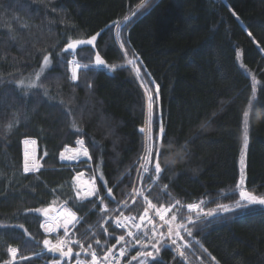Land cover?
<instances>
[{"label": "trees", "instance_id": "trees-1", "mask_svg": "<svg viewBox=\"0 0 264 264\" xmlns=\"http://www.w3.org/2000/svg\"><path fill=\"white\" fill-rule=\"evenodd\" d=\"M139 3L0 0V225L6 226L0 227V261L8 259L11 245L20 249V255L33 257L21 264H49L53 254L34 256L49 238L40 227L44 218L26 210L57 207L70 198L69 207L82 217L74 229L79 239L94 244L102 238L103 225L113 233L109 246L116 244L123 233L105 219L96 198H90L92 203L75 202L73 178L94 171L103 196L107 182L116 200L125 199L133 182L142 186L137 169L144 134L139 129L148 126V102L141 84L149 81L153 95L159 86L153 131L163 124L174 142L171 148L165 146L160 159L164 172L152 188L155 197L164 184L169 185L171 195L163 194L159 203L179 200L186 218L189 203L204 201L207 210L235 202L245 123V186L264 193V0H148L143 14L133 18L120 38L116 29H106ZM96 33L100 35L95 47L76 50L78 62L94 64L98 51L106 65L115 68L81 69L78 81L72 82L67 64L74 57L72 51L62 54L63 62L57 53L70 37L87 39ZM49 53L51 64L37 81L41 86L18 88L17 81L27 84L36 79L43 56ZM125 58L136 60L139 78ZM25 139L37 142L39 172L23 171ZM78 139L85 141L91 158L67 164L60 152L75 148ZM105 203L116 207L111 198ZM129 205L124 212L138 219L145 206L142 198L136 204L129 200ZM21 224L23 228L17 227ZM197 227L194 239L207 253L195 245L188 254L191 262L174 259L173 251L164 250L151 264H264L263 207L242 208ZM25 229L34 239L25 235ZM135 254L131 249L123 264Z\"/></svg>", "mask_w": 264, "mask_h": 264}, {"label": "snow or ice", "instance_id": "snow-or-ice-1", "mask_svg": "<svg viewBox=\"0 0 264 264\" xmlns=\"http://www.w3.org/2000/svg\"><path fill=\"white\" fill-rule=\"evenodd\" d=\"M148 5V0H140V3L136 8L131 9L130 13L125 15L122 20L112 21L106 26V29H116V36L120 38L121 31L127 27L129 23L132 22L133 18L138 15L143 14L141 9H146ZM235 16L236 13L233 12ZM239 19V17H237ZM100 33H96L87 39H73L69 38L68 42L65 44L64 48L61 49L58 56H61V61L63 62L62 54L72 51V55L76 56V50L78 47L82 46H93L95 47V42ZM249 36L252 35L251 32L248 33ZM121 49L125 47L124 43L120 44ZM264 51V49H261ZM51 54H45L43 56L40 72L36 74V79L25 84L24 80H19L16 82L18 88L32 89L39 87L37 81L41 79L45 69L51 64L50 60ZM127 56V53H125ZM127 63L132 65L135 63L133 59H128ZM68 71L71 73L70 80L72 82L78 81L80 78L79 72L81 69L87 70L95 66H105L110 68H115V65H106L105 60L102 58L101 54L97 51L95 53L94 64H80L76 59H71L67 61ZM137 76L139 78L140 69H136ZM153 83L151 81L142 83L141 87L145 88L147 95V107H148V126L141 127L139 131L144 134V149L141 156L138 158L139 168L137 169V180L142 186H136V182H133V187L131 192L125 193L124 200H116L113 195V188L107 186V182L104 183V187L107 189L106 196H102L101 192L95 185V179L92 180L91 184L84 188L81 187L79 183H75L73 187L74 199L77 203H83L88 201L92 203L90 198L96 197L99 200L101 212L107 214L105 216L106 220H110L114 224L115 228L121 229L123 234L116 237V244L108 247V241L112 238L113 233L109 231L107 227L101 225L103 228V235L105 240L101 243V240L96 238L95 243L89 241H82L79 239L76 232V226L81 223L82 218L78 217L76 211L69 207L70 200H65L60 203L57 207L49 205L43 208L27 209L26 214L38 213L42 215L45 219L41 222L40 227L45 233H55L57 229H63V236H57L55 240L45 238L42 241L43 249L47 253L53 254V259L51 264H72V257H75V264H121V259L128 256L129 252L133 248H137L135 255L130 256L127 264H132L133 261L137 264H151L159 258L160 254L164 250H171L175 253L174 259L176 257L186 260L189 254V250H192L195 245L207 253V249L203 247L200 241L194 239V231H198V223H210L212 219L217 217L223 218V214L233 213L242 208H248L253 205L264 206V195H256L253 192L247 190L245 187V181L243 176V165H244V149L247 147L248 143V124L244 125V148L241 151V178L236 184V190L239 192V199L234 202V204H216L215 208L205 209L204 201L200 203H189L186 205L188 215L185 218L183 212V205L179 200L175 203H169L165 201L164 203H159L163 198V194L171 195L168 191L169 185L164 184L160 191L155 197L152 196V188L158 186L159 181L162 178L164 168L160 163V159L163 157L167 148H171L173 141L169 140L166 135V130L163 124L158 125V132L153 131V105L159 101V86H156L155 95L148 88V84ZM91 87V85H88ZM47 94V93H46ZM248 116L246 112L244 114ZM11 127V124L9 125ZM72 127L79 129L76 126L75 121L72 123ZM28 143V141H25ZM35 143V141H32ZM79 145V149L73 150L72 155H66L69 149L66 147L64 151L60 152V159L64 160H78L80 156L89 157V149L85 146V141L83 139H78L76 141ZM40 165L38 163L29 164L27 160V155L25 158L23 171L24 173L35 172L39 169ZM82 174H78L80 176ZM76 181L77 178H73ZM99 179L103 180V174L99 175ZM151 181L148 183V181ZM107 198H111L116 204L115 208H109L105 203ZM143 200L145 205L143 208V213L139 215L138 221L137 217L134 215H125L124 210L129 209V200L132 204H136L139 199ZM157 201V202H154ZM56 204V201H53ZM179 206V207H178ZM96 204L93 203V208ZM118 213L115 219H111L112 214ZM195 215H192V214ZM0 227H6L0 225ZM17 227L23 228L24 226L18 225ZM25 235L29 237L30 240L34 239L30 233L25 229ZM94 236L100 235L93 234ZM127 237V238H126ZM120 245L118 252L113 250ZM74 247H78V251H74ZM34 253L36 258H41L45 254V251ZM20 249L9 245L7 247L8 259L0 261V264H21L23 261H29L33 257L20 255ZM58 254V258H56ZM210 255V254H209ZM90 256V260L86 259ZM199 259V257H197ZM215 260V257H212ZM47 264V262H46ZM201 264H204L201 261ZM218 264V262H217Z\"/></svg>", "mask_w": 264, "mask_h": 264}, {"label": "rangeland", "instance_id": "rangeland-1", "mask_svg": "<svg viewBox=\"0 0 264 264\" xmlns=\"http://www.w3.org/2000/svg\"><path fill=\"white\" fill-rule=\"evenodd\" d=\"M72 59H76L77 60V58H76V56H74ZM126 60V66L127 67H129L130 69H132L133 71H135L136 72V69L138 68V63L136 62V60H134L135 61V63L134 64H132V65H129L128 63H127V60H128V58H125ZM78 61V60H77ZM139 75H141V73H139ZM153 109H154V106H153ZM154 111V110H153ZM148 125V124H147ZM25 141H28V143H25ZM34 141V140H33ZM86 145V144H85ZM23 146H24V153H25V155H28V156H32V154H36V157H37V161H38V147H37V143L35 142V143H32V140H29V139H25L24 140V142H23ZM77 147L78 146H76L75 148H68L69 149V151H67L66 152V154L67 155H69V153H72L73 152V149H77ZM79 149V148H78ZM89 156L91 157V155H90V153H89ZM89 157H84V156H80V158L78 159V160H73L74 162H76V161H80V160H87ZM65 162H66V160H65ZM240 166H241V164H240ZM242 167V166H241ZM138 168H139V165H138ZM89 182H91V180H88V179H86V178H84V177H79L78 176V180H77V183H79L80 184V186L81 187H84V188H86V187H88L87 185H88V183ZM246 187V186H245ZM248 190V189H247ZM235 191H236V193H237V196H238V198H237V200L239 199V192H238V190H236V188H235ZM250 191V190H249ZM251 192H253V191H251ZM254 193V192H253ZM254 194H256V195H264V193H261V194H259V193H254ZM232 204H234V202L233 203H231V204H229V205H232ZM253 206H259V205H253ZM186 207V206H185ZM259 207H263L264 208V206H259ZM186 209H187V207H186ZM134 215V214H133ZM44 218V217H43ZM45 219V218H44ZM99 235H97V237H98ZM100 240H101V243H103L104 242V240H105V236L104 235H102V238H100ZM108 243H109V241H108ZM108 246H109V244H108ZM138 248H139V246H137V248H133V250H138ZM190 255V254H189ZM194 257H199L200 259H202L200 256H194ZM203 260V259H202ZM201 261V260H200ZM73 263V262H72ZM204 264H208V263H204Z\"/></svg>", "mask_w": 264, "mask_h": 264}, {"label": "built area", "instance_id": "built-area-1", "mask_svg": "<svg viewBox=\"0 0 264 264\" xmlns=\"http://www.w3.org/2000/svg\"><path fill=\"white\" fill-rule=\"evenodd\" d=\"M25 158H26V155H25V153H24V161H23V166H24V162H25ZM27 160H28V162H29V164L31 165V164H33V163H37V157H36V154H32V156H28L27 155ZM89 168H91V167H89ZM39 171V169L37 170V171H35V172H38ZM29 173H33V172H29ZM85 175H87V177H85L84 176V178H86V179H88V180H91V182H92V180L93 179H95V185H96V187L98 188V190H99V185H98V182H97V178H96V175H95V173H94V171H92V174L89 176L88 175V172H85ZM91 182H89L88 183V185L87 186H89L90 184H91ZM100 191V190H99ZM102 195V194H101ZM103 196V195H102ZM94 198H96V197H94ZM97 199V198H96ZM97 202H99V200L97 199ZM125 215H129V214H125ZM82 218V217H81ZM82 221V220H81ZM78 226V225H77ZM76 226V227H77ZM119 230H121V229H119ZM72 231H74V229L72 230ZM122 231V230H121ZM52 235H54L55 237H57V236H63V229H57V231L55 232V233H51ZM55 240V239H54ZM119 249V248H118ZM118 249L117 250H113L114 252H118ZM45 252H46V250H44ZM86 259H88V260H90V256H87L86 257ZM123 259V258H122ZM122 259H121V262H122ZM187 259L189 260V261H191V262H193L189 257H187ZM72 264H75V262L74 263H72ZM195 264V263H194Z\"/></svg>", "mask_w": 264, "mask_h": 264}, {"label": "water", "instance_id": "water-1", "mask_svg": "<svg viewBox=\"0 0 264 264\" xmlns=\"http://www.w3.org/2000/svg\"><path fill=\"white\" fill-rule=\"evenodd\" d=\"M67 161H69V160H67ZM73 183H74V184L77 183V179H76V181H74V179H73Z\"/></svg>", "mask_w": 264, "mask_h": 264}]
</instances>
